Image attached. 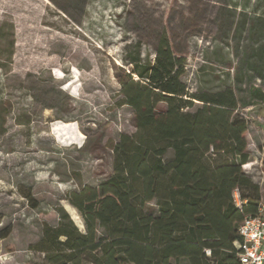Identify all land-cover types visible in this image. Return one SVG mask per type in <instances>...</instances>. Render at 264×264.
<instances>
[{"label":"rangeland","instance_id":"obj_1","mask_svg":"<svg viewBox=\"0 0 264 264\" xmlns=\"http://www.w3.org/2000/svg\"><path fill=\"white\" fill-rule=\"evenodd\" d=\"M162 33L189 93H234L264 207V0H0V264H47L34 246L63 212L83 231L66 199L111 176L135 133L120 81Z\"/></svg>","mask_w":264,"mask_h":264},{"label":"trees","instance_id":"obj_2","mask_svg":"<svg viewBox=\"0 0 264 264\" xmlns=\"http://www.w3.org/2000/svg\"><path fill=\"white\" fill-rule=\"evenodd\" d=\"M128 63L120 94L135 133L119 135L111 176L68 195L83 231L63 212L43 226L34 251L47 264H239L238 225L258 215L259 197L241 171L246 124L234 93H189L184 59L165 33L151 63L138 52Z\"/></svg>","mask_w":264,"mask_h":264},{"label":"built area","instance_id":"obj_3","mask_svg":"<svg viewBox=\"0 0 264 264\" xmlns=\"http://www.w3.org/2000/svg\"><path fill=\"white\" fill-rule=\"evenodd\" d=\"M233 199L237 208L241 207L237 190L233 193ZM264 207L260 204L258 215L255 217H244L238 225L240 242L234 244L237 250L239 264H264ZM205 254L209 256V251Z\"/></svg>","mask_w":264,"mask_h":264}]
</instances>
